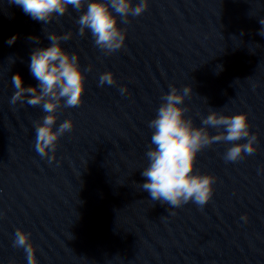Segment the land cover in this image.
<instances>
[{"label":"water","instance_id":"1","mask_svg":"<svg viewBox=\"0 0 264 264\" xmlns=\"http://www.w3.org/2000/svg\"><path fill=\"white\" fill-rule=\"evenodd\" d=\"M85 10L68 6L44 24L0 0V264H27L24 250L13 247L17 228L31 234L38 264H207L233 166L224 153L232 144L214 143L197 155L196 171L216 177L211 200L174 208L140 187L149 163L148 123L170 86H192L182 107L195 127L212 110L244 113L264 0H149L127 24L113 12L127 35L111 55L90 32L78 34ZM69 31L72 38L61 46L79 56L85 92L79 107L58 110L54 130L66 119L74 127L59 138L50 162L34 147V123L47 113L26 101L10 103L12 77L37 86L32 51L50 46L49 33ZM106 71L115 85L99 86Z\"/></svg>","mask_w":264,"mask_h":264},{"label":"clouds","instance_id":"2","mask_svg":"<svg viewBox=\"0 0 264 264\" xmlns=\"http://www.w3.org/2000/svg\"><path fill=\"white\" fill-rule=\"evenodd\" d=\"M36 21L48 24L62 17L68 11V6L82 12L76 20L78 34L83 37L90 32L95 45L106 55L124 47L126 29L118 25L117 15L123 23H129V17L142 15L149 6V0H9ZM260 23L264 25V20ZM72 32L57 35L49 33V47H36L30 56V72L38 81V85L25 87L19 74L12 77L16 91L10 103L15 105L27 102L31 106H42L47 115L41 121L34 123L36 139L35 150L49 161L55 160V151L59 138L71 132L74 123L66 119L55 128L61 107L75 108L83 103L85 92V75L79 65V56L69 53L61 46V41L72 38ZM17 36L9 38L7 43H15ZM39 43V38L29 37ZM92 70L89 65L88 71ZM115 85L116 80L111 71L99 76V86ZM126 93L127 88L120 89ZM193 92L192 86H185L182 91L170 86V91L161 97L162 103L156 116L149 121L152 129L151 146L146 152L148 166L141 175L146 182L140 185L143 191L149 193L153 201L179 208L193 202L201 207L212 198L213 185L216 177L211 174H200L196 171V159L200 151L214 143H231L224 153L226 162H237L245 155L256 152L257 135L250 132L247 113L226 115L212 110L202 119L201 127H195L191 118H185L188 111L182 107L185 99ZM209 128L216 129L217 134L211 135ZM221 129H223L221 131ZM247 139L246 143H238ZM51 153V155H50ZM173 215L175 213H172ZM247 221V216L242 217ZM30 233L17 228L13 247L22 248L26 254L27 264H38L36 249L30 241Z\"/></svg>","mask_w":264,"mask_h":264}]
</instances>
